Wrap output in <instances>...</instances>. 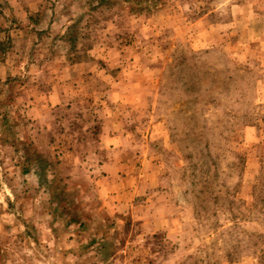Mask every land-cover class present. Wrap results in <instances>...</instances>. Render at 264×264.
<instances>
[{"label":"rangeland","instance_id":"1","mask_svg":"<svg viewBox=\"0 0 264 264\" xmlns=\"http://www.w3.org/2000/svg\"><path fill=\"white\" fill-rule=\"evenodd\" d=\"M0 264H264V0H0Z\"/></svg>","mask_w":264,"mask_h":264},{"label":"crops","instance_id":"2","mask_svg":"<svg viewBox=\"0 0 264 264\" xmlns=\"http://www.w3.org/2000/svg\"><path fill=\"white\" fill-rule=\"evenodd\" d=\"M50 95V94H49ZM50 97H52V96H49V100H50Z\"/></svg>","mask_w":264,"mask_h":264}]
</instances>
